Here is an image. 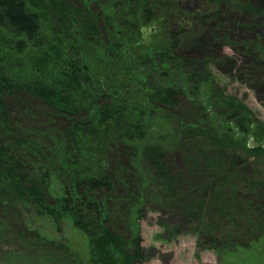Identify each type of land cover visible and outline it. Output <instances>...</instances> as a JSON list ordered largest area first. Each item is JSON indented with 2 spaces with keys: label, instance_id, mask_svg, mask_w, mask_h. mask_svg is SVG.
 I'll return each instance as SVG.
<instances>
[{
  "label": "trees",
  "instance_id": "trees-1",
  "mask_svg": "<svg viewBox=\"0 0 264 264\" xmlns=\"http://www.w3.org/2000/svg\"><path fill=\"white\" fill-rule=\"evenodd\" d=\"M234 10L264 22L230 0H203L193 23L179 0H0L1 236L53 264L145 260L146 208L223 259L264 236V128L218 86L210 53L194 54L210 51L201 29L238 46ZM257 43L239 63L247 82L264 75ZM23 96L45 122L12 116ZM63 223L85 252L50 236Z\"/></svg>",
  "mask_w": 264,
  "mask_h": 264
},
{
  "label": "rangeland",
  "instance_id": "rangeland-1",
  "mask_svg": "<svg viewBox=\"0 0 264 264\" xmlns=\"http://www.w3.org/2000/svg\"><path fill=\"white\" fill-rule=\"evenodd\" d=\"M230 1L251 9L264 10V0ZM202 3L203 0H179V7L182 12L188 14L193 23L194 16L201 9ZM222 6L224 5L222 4ZM234 11H236L233 17L235 23L234 25H228V23L229 28L225 26L224 31H227L226 33L234 41L238 40V46L236 48L229 47L224 40H214L208 29H201L200 43L209 45L210 51L205 52L204 48L196 49L194 54L210 53L209 64L215 74L218 86L227 96L234 97L244 103L264 128V75L258 79L257 71L250 70L252 79L247 82L244 72L238 74L239 63L242 61L244 64L245 58H247L245 43L258 42L257 48L264 50V34H262L264 29L261 33L260 29H252L247 26L264 27V22L254 21L244 10L243 12ZM156 27L158 26L156 25ZM256 33L260 35L259 40L255 36ZM256 69L264 71V68H260V66ZM183 104L185 106V103ZM8 105L12 116L21 122L30 121L32 119L30 113H32L36 119L35 122L43 123L49 113V108L45 104L32 97L8 100ZM58 121L62 122V120ZM260 173L263 172L254 173V176L255 174L260 176ZM170 219L168 214H160L150 208L145 209L144 216L138 224L142 239L141 245L146 250L147 258L134 264H264V236L258 241L248 244L247 249L223 259L213 250H200L197 247L196 236L192 234L194 232L186 229L184 225L174 229ZM50 236L54 240L68 242L72 248L80 251V254L85 252L84 237L71 229L67 223L62 224V232H53ZM18 239L11 234H6L3 238L0 234V264H53L46 256H43L48 253L45 246L32 243L28 239L23 243L24 245H21ZM246 241L248 243V240Z\"/></svg>",
  "mask_w": 264,
  "mask_h": 264
}]
</instances>
